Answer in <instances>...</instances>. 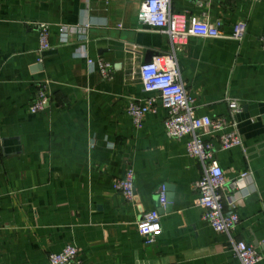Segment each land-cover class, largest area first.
<instances>
[{
    "label": "crops",
    "instance_id": "1",
    "mask_svg": "<svg viewBox=\"0 0 264 264\" xmlns=\"http://www.w3.org/2000/svg\"><path fill=\"white\" fill-rule=\"evenodd\" d=\"M146 1L0 0V264H50L68 246L81 249L83 264H239L232 240L253 245L264 264V0H173L189 20L221 21L226 36L190 38L178 66L198 116L229 118L227 98L241 106L234 118L244 147L223 151L209 139L227 179L223 193L238 199L231 237L204 221L202 167L187 155L189 137L168 138L161 99L141 129L127 113L148 97L141 66L171 51L167 35L139 22ZM239 21L248 24L241 43L229 38ZM40 23L50 29L46 52ZM83 25L87 33L66 41L59 33ZM89 59L110 63L113 80ZM40 84L49 105L32 114ZM130 168L133 202L114 188ZM164 185L174 199L162 209ZM157 209L162 232L146 245L138 223Z\"/></svg>",
    "mask_w": 264,
    "mask_h": 264
},
{
    "label": "built area",
    "instance_id": "2",
    "mask_svg": "<svg viewBox=\"0 0 264 264\" xmlns=\"http://www.w3.org/2000/svg\"><path fill=\"white\" fill-rule=\"evenodd\" d=\"M261 2L262 0H253ZM139 22L169 37L171 51L156 55L153 60L141 66L140 75L143 91L148 97L144 101H131L127 110L134 126L143 127L146 117L157 112L158 99L168 108V116L164 126L170 139L182 140L189 137L186 143V152L189 157L197 160L203 171L201 179L196 184L199 194L198 206L202 209V217L218 234L231 237L241 223L238 214V199L225 196L223 191L227 185V179L222 166L216 159L215 147L209 139L217 137L221 150L228 151L233 148H243V140L238 130V124L234 118L241 110L237 99L227 98L231 115L229 118L213 119L208 116L197 115L196 100L190 96L183 84L178 66V54L181 53L192 37L203 39L226 38L221 31L222 22L209 20H189L186 15L174 11L173 0H147L140 11ZM41 51L52 49L50 44V29L47 24L40 23ZM90 25L82 27L60 26L59 33L64 41L69 35L87 33ZM248 24L239 21L233 26L229 38L243 42L247 36ZM264 50V33L260 37ZM80 53L88 58L84 45ZM90 66L98 65L104 80H113V67L103 59L88 60ZM47 85L40 84L37 96L31 108L32 114L46 110L49 105L47 97ZM249 172L240 175L241 179L249 177ZM115 190L119 191L127 201L136 199L135 170L128 169L126 176L114 183ZM231 189L235 191L237 184L233 183ZM167 189L162 187L159 196V206L165 209L167 206ZM162 214L160 210H153L143 215L138 223V233L146 245H154L162 232ZM232 248L239 264H260L263 256L251 244L244 241L232 240ZM82 251L75 246H68L60 253L49 256L50 264H83Z\"/></svg>",
    "mask_w": 264,
    "mask_h": 264
},
{
    "label": "water",
    "instance_id": "3",
    "mask_svg": "<svg viewBox=\"0 0 264 264\" xmlns=\"http://www.w3.org/2000/svg\"><path fill=\"white\" fill-rule=\"evenodd\" d=\"M166 189H167V192H173L174 188L171 187V186H167L165 185ZM174 196L173 195H167V201H168V206H170L172 203H173V198ZM159 201V199H158ZM170 207H167V209H169ZM160 213L162 214V209H160Z\"/></svg>",
    "mask_w": 264,
    "mask_h": 264
}]
</instances>
